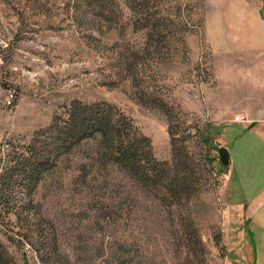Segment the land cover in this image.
Segmentation results:
<instances>
[{
    "label": "rangeland",
    "instance_id": "374dc122",
    "mask_svg": "<svg viewBox=\"0 0 264 264\" xmlns=\"http://www.w3.org/2000/svg\"><path fill=\"white\" fill-rule=\"evenodd\" d=\"M253 10L264 0H0V264L234 261L229 169L234 185L256 175L249 197L264 188L262 147L246 158L239 138L264 117L240 114L236 97L238 66L264 58V24L238 19ZM78 102L109 104L133 143L150 141L141 155L187 185L133 176L100 135L55 163L49 139ZM37 143L53 165L35 183L24 159Z\"/></svg>",
    "mask_w": 264,
    "mask_h": 264
},
{
    "label": "crops",
    "instance_id": "0c3cea01",
    "mask_svg": "<svg viewBox=\"0 0 264 264\" xmlns=\"http://www.w3.org/2000/svg\"><path fill=\"white\" fill-rule=\"evenodd\" d=\"M263 0H240L241 3L252 2V4L260 3ZM238 19L254 20L253 26L261 28L264 24L262 18L264 13L259 10L238 13ZM240 69L236 72L238 89L236 97L243 103H239L238 112L243 115H256L264 117V58L256 59L251 62H242ZM241 76V77H240ZM242 79V80H241ZM261 100L257 101L251 100ZM244 134H240L239 138L246 135L242 146L250 145L246 158L254 153V148H261L264 152V124L254 123L250 126L243 125ZM239 140V139H238ZM261 154V153H260ZM264 159V154L261 158ZM256 160L259 161L260 157ZM259 163V162H258ZM231 164V163H230ZM260 170V165L256 167ZM232 173L230 169L227 175V197L228 207L231 219L233 220L232 229L230 230L232 239H234V261L231 264H264V188L253 190L249 197V187L255 184L256 175H251L243 179L236 185L232 183ZM237 186V187H236Z\"/></svg>",
    "mask_w": 264,
    "mask_h": 264
},
{
    "label": "trees",
    "instance_id": "16d2710c",
    "mask_svg": "<svg viewBox=\"0 0 264 264\" xmlns=\"http://www.w3.org/2000/svg\"><path fill=\"white\" fill-rule=\"evenodd\" d=\"M101 103L93 104H84L82 102L70 104L66 108L65 121L63 124H56L54 126V135L49 139V145L55 144L53 160L56 163L61 153L66 154L69 150L72 149L73 145L79 144L84 139L93 138L96 135H100L107 147L109 148L108 153L113 158L114 162L120 167L124 168L127 172H130L133 176L140 178L141 180H147L152 178H158L163 184L167 185L171 190L180 188L181 185H187V181L182 177H179V174L172 175L170 174L169 165L172 162H163L157 159H154L151 152L144 157L141 155L143 151L140 143H147L148 146H151L150 141L143 137L137 136L135 141L137 144L133 143L126 136L125 132V121L119 118H116L110 111L112 108L107 105V109H104V106ZM107 110V111H106ZM38 149H40V156H34L32 158H25V161L30 162L29 167L31 170L36 172H30L27 179L38 183V178L36 175L38 171L43 172L45 169L51 168V161L44 160L43 150L47 143H37ZM220 147L217 148L219 155ZM63 151V152H62ZM107 153V154H108ZM39 156V157H38ZM52 156V154H51ZM175 162H177V167H183L187 164V159L189 158L186 155H183L182 150L179 149L178 153L174 152ZM220 164V155L218 157ZM177 160V161H176ZM174 161V160H173ZM169 168L166 174H163L162 170H159V167ZM27 167V168H29ZM224 169H227L228 166L222 165ZM26 168V169H27ZM179 172V171H178ZM3 177L0 176V183Z\"/></svg>",
    "mask_w": 264,
    "mask_h": 264
},
{
    "label": "water",
    "instance_id": "95a60500",
    "mask_svg": "<svg viewBox=\"0 0 264 264\" xmlns=\"http://www.w3.org/2000/svg\"><path fill=\"white\" fill-rule=\"evenodd\" d=\"M219 155H220V160L222 165L228 166L230 164V158L231 155L229 154V151L222 146L220 151H219Z\"/></svg>",
    "mask_w": 264,
    "mask_h": 264
},
{
    "label": "built area",
    "instance_id": "2783aa9c",
    "mask_svg": "<svg viewBox=\"0 0 264 264\" xmlns=\"http://www.w3.org/2000/svg\"><path fill=\"white\" fill-rule=\"evenodd\" d=\"M235 121L239 122L241 124L249 123L248 119L246 117H244V116L236 117Z\"/></svg>",
    "mask_w": 264,
    "mask_h": 264
}]
</instances>
